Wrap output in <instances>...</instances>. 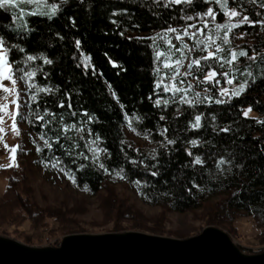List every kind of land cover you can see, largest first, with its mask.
<instances>
[{
    "label": "trees",
    "instance_id": "16d2710c",
    "mask_svg": "<svg viewBox=\"0 0 264 264\" xmlns=\"http://www.w3.org/2000/svg\"><path fill=\"white\" fill-rule=\"evenodd\" d=\"M59 2L60 0L57 4ZM240 3L244 7L237 9L241 12V16L233 18L234 22L243 15H248L250 19H258L261 17L256 15L257 12L264 14V8L259 7L264 0H258L255 6L249 5L247 0H240ZM208 6L207 3H197L195 11H206ZM229 6L236 7V4L231 3L230 0ZM22 7L26 9L29 6L22 5ZM181 7L183 5H175L169 9H165L162 5L154 7L147 0H71L68 6L59 10L53 20L31 13L20 16L21 7L7 11L0 9V35L5 36L8 43L20 44L26 49L27 54L39 57L30 62L32 69H41L32 77L31 82L35 86L52 88L54 92L60 89V92H56L54 96L41 93L35 102L26 106L27 127L36 136V145H42L43 142L37 134L46 129L40 126L39 121H35L33 111L43 115L42 108L47 107L55 111L57 116L63 115L67 118V107L59 109L56 104L59 102L58 98L66 99L61 93L70 92L74 107L78 111L86 109L89 114L97 118L88 127L92 129L94 135L102 137L98 142L100 148L108 149V154L101 156V161L109 169L108 172H104L91 160H83L75 154L71 157L64 154L66 150L84 152L91 156V152L83 145L94 137L86 140L78 139V136L85 134L86 130L79 134L75 131L68 133L72 140L81 145L75 150L68 147L67 139L63 140L65 148L61 149L55 142L53 133L48 132V138L54 143L55 155L63 162L57 168L72 169V176L76 181L74 185L79 190L98 193L105 186L109 175H116L120 167H124L128 179L123 181L135 189L144 203L165 206L177 212L202 208L209 224L226 229H230L231 223L239 216H250L264 227V124L257 123L258 120L264 121V80L257 79L255 84L250 83L245 93L233 97L226 104L205 103L196 109H189L188 105H170L165 110L166 121L159 120L162 112L153 107L155 99L153 93L160 91L155 89L156 76L152 71L156 66L153 64L154 53L144 40L138 38L151 36L161 28H167L169 24L174 27L182 26L185 22L179 20L182 15L179 11ZM122 10H124L123 15H119ZM214 10H218V6H214ZM113 12H117L118 15L113 17ZM189 14H193V11L190 10ZM171 17L177 19L173 20ZM113 19L120 21L119 26L111 22ZM226 19L220 12L217 22L223 23ZM21 22L28 23L33 31L12 33L11 29ZM131 25H139V27ZM121 32L124 33L123 36L120 35ZM9 36L12 37L11 40L8 39ZM61 36L64 39H60ZM76 39L81 41L79 49L75 46ZM229 39L231 43L225 47L235 48L237 51L247 49L249 56L252 55L253 48L264 53V27L260 25H240L229 34ZM166 48L167 44H164L157 50L167 56ZM23 55L14 52L10 55V59H19ZM45 56L53 60L52 65L44 64ZM85 57L88 58L87 72L82 63ZM77 64H80V67H77ZM93 65L98 70L96 75L92 74ZM247 65H251L249 70L257 77L264 71V63L253 64L245 57H240L238 67L242 72ZM159 66L163 69L162 64ZM161 74L163 75V72ZM245 79L250 78L238 76L233 83ZM23 83L26 89L28 81ZM108 84L112 85L111 89L108 88ZM221 84L223 87L226 85L223 80ZM112 91L117 93L125 109L119 107L116 98L111 95ZM196 91H202V86ZM164 95L170 96L171 93ZM214 95L219 96V92L215 91ZM149 96L153 99L149 100ZM250 105L252 110L248 117H244L241 110L248 109ZM177 107L182 110V114L177 113ZM185 109L187 111H184ZM125 110L129 113L135 111L142 117L140 122L133 121L136 131L131 130L140 137H146L154 145L157 153L163 152L159 157L160 175L157 177H151L143 166L129 163L130 159L140 160L150 157L151 154L145 153L139 143L128 137L127 122L123 119ZM197 112L205 113L202 118L204 128L186 131L189 127L188 122L194 119ZM212 115L217 117L216 121H212ZM82 119L87 118L78 115L75 121L69 119L68 123H78ZM213 125L218 129L230 127L231 131L213 133ZM162 127L170 130L165 134L168 139L177 140L175 145L168 146L171 151L160 148L157 143L165 139L160 135ZM145 128L151 131V136L145 135ZM191 139L200 140L201 145L192 148L187 143ZM121 140L124 141L123 144L120 143ZM186 146L193 151V157H189L184 151ZM205 153L214 158L224 156L231 160L232 164L226 163L219 169L212 161L208 162L210 166H205L203 169L199 165L189 166L195 155H201L203 158ZM52 155L53 151L47 149L41 153L37 152V157L43 164ZM52 164H55V160ZM81 164L85 167L81 168ZM13 167L15 166L5 170V172L10 170L11 173L8 174L4 195L20 198L18 193L12 191L16 190L17 186L11 176L15 172ZM138 179L148 182V185L140 188L139 191L132 183ZM85 186L87 191L84 190ZM139 192H143L144 195H140ZM113 198L115 197L107 198L108 204L115 203L116 200ZM19 208L33 228L39 226L43 219L46 221L49 214L48 209H36L34 204L25 202V199L24 202H19ZM118 211L120 213L118 216L130 220L136 217L134 210L129 206H120Z\"/></svg>",
    "mask_w": 264,
    "mask_h": 264
},
{
    "label": "snow or ice",
    "instance_id": "6c2138e0",
    "mask_svg": "<svg viewBox=\"0 0 264 264\" xmlns=\"http://www.w3.org/2000/svg\"><path fill=\"white\" fill-rule=\"evenodd\" d=\"M71 0H60L59 4L52 3L50 0H23L25 5L35 4L36 11L31 13L32 15H40L42 17H47L48 20H53L57 16V13L61 8H64L70 4ZM154 7H160L161 5L165 9L173 8L175 5H183L179 9L182 15L179 17V20L184 21L185 23L182 26L174 27L171 24L167 28H161L159 32H155L153 35L148 37H140L138 39L144 40L147 43V46L153 50L154 58L153 64L156 66L152 69L153 74L156 76L155 89H160L159 92L154 91L155 99L153 101V107L159 109L162 114L159 116L160 121H166L167 112L165 111L170 107V105H188L189 109H196L199 105L205 103L208 104H226L229 103L233 97H238L241 94L245 93L249 84H255L257 79L264 80V71L261 72L259 77L255 76L252 71L249 70L251 65H247L245 70L242 72L238 67L240 63V57H245L248 61L253 64L257 62L264 63V53L258 52L255 48L252 49V55H248L247 49H241L237 51L235 48L225 47L231 43L229 39V34L233 32V29L239 28L240 25L249 24V25H260L264 27V14L259 12L256 13L258 19H250L248 15H243L241 19L233 21V18L240 17L241 12L237 9H242L244 6L240 3V0H231V3L236 4V7H230V0H147ZM197 3H207L209 6L206 11H195V6ZM249 5L255 6L258 3V0H247ZM17 6V0H0V9L9 10ZM214 6H218V10H214ZM260 8H264V3L259 4ZM192 10L193 14H189V11ZM122 10L119 15H123ZM222 12L223 16L227 19L223 23L217 22V17L219 13ZM24 14V8H20V16ZM117 12H113L112 16H117ZM157 15H159L157 13ZM69 19H72L69 17ZM171 19L176 20V17H171ZM192 21V23H187ZM113 24L119 26L120 21L113 19L111 21ZM75 23V21H73ZM132 27H139V25H131ZM32 32L33 29L30 28L28 23L21 22L17 24L14 28L11 29L12 33L17 32ZM123 32L120 33L123 36ZM243 35V33L241 34ZM187 38V40L185 39ZM12 39L11 36L8 38ZM64 39V37H60ZM131 39V37H130ZM189 41L191 43H189ZM178 42V43H176ZM164 44H167L164 52L158 51L157 49L162 47ZM75 46L77 49L81 47V41L79 39L75 40ZM14 52L24 54L19 59H10V55ZM39 57L31 54H27L26 49L21 47L18 43H8L5 39V36L0 35V90L5 94L4 100L7 102H0V123L4 121V113L8 109V104L11 103L15 105V109L10 113L12 120V129L17 130L16 120L17 117L23 119V116L20 112V89L18 88V81H28L27 87L25 89L27 93V100L24 102L25 106L31 105L35 102L41 93H47L50 96H54L56 92H60V89H56L55 92L52 88L47 86L39 87L35 86L31 81L32 77L36 75L39 68L32 69L30 62L37 60ZM44 64L52 65L53 60L48 57H43ZM83 65L85 72L88 68V58L85 57L83 60ZM115 63V62H113ZM163 65V69L159 66ZM27 66V67H25ZM80 67V64L76 65ZM92 74L96 75L97 71L95 66H92ZM163 72V75L161 74ZM47 75V73H44ZM102 75V73L100 74ZM201 76L203 78H201ZM238 76L243 77L247 76L250 79H245L239 83L234 84L233 82L238 79ZM224 81L227 85H232V88L223 87L221 81ZM3 81H10L11 87L5 86ZM161 85L163 87L161 88ZM202 86V91H196L198 87ZM108 88L111 89L112 85L108 84ZM218 91L219 96H215L214 92ZM171 93L170 96H165L164 94ZM12 95L14 98L10 101L7 100V96ZM111 95L116 98L117 104L123 110L125 105L119 101L117 93L112 91ZM62 97L58 98L59 102L56 106L59 109H68V117L66 118L63 115L57 116L56 112L50 108H42L43 115L40 112L33 111V116L35 121L40 122V126L45 128L46 131L39 132L37 135L39 139L43 142L42 145H36V151L38 153L43 152L45 149L53 151L52 157L44 162V166L47 167L52 165L53 167L60 166L63 162L55 155L54 143L48 138V132L51 131L54 136L55 142L59 145L61 149L65 148L63 140L67 139L69 141L68 147L73 150L81 147L76 141L72 140L68 133L75 131L78 134L85 132L78 136L79 140H86L87 138H92L88 143H85L83 147L87 151L91 152V156L86 155L84 152H70L65 150V155L69 157L75 156L81 157L83 160H91L93 163L97 164L100 169L104 172H108L109 169L106 167L105 163L101 161L102 155L108 154L107 148H100L99 141L102 139L100 135H94L91 128L88 125L94 122L97 118L89 114L86 109L78 111L72 102V94L61 93ZM149 100H152L153 97L149 96ZM55 102V101H54ZM252 110L250 105L248 109H242L244 117H248L249 113ZM184 111H187L186 109ZM177 113L182 114V110L177 107ZM78 115L86 117V120H80L78 123L73 122L68 123L69 119L75 121V118ZM205 113L197 112L194 115V119L190 120L189 127L186 131L191 130H200L204 128L202 124V118H204ZM131 117V119H130ZM123 119L127 122L128 128L136 131V128L133 127V121L140 122L142 117L133 111L129 113L127 110L123 111ZM147 119V117H143ZM212 121H216L217 117L212 115ZM257 123L264 124V121H257ZM62 125V126H59ZM55 128V130H54ZM4 129L0 127V133ZM170 130L166 127H162L160 130V135L164 136V141H158L160 148L171 151L168 148L169 145H175L177 143L176 139H168L165 135ZM213 133L219 132H229L231 131L230 127H225L218 129L215 125L212 127ZM146 136H151L152 133L147 128L144 129ZM18 134V133H17ZM33 143H36L35 140ZM121 144L124 143L123 140L120 141ZM196 148L198 145H201V141L198 139H191L187 142ZM207 143V142H205ZM4 147L7 149L8 145L5 144ZM131 147V145H128ZM12 153L16 151L15 147L10 150ZM184 151L189 157H193V151L189 147H185ZM127 156V154L125 153ZM163 155V152L157 153L155 149L150 157L144 159H130L129 163L131 165L143 166L144 170L147 171L151 177H157L160 175L158 170L159 167V157ZM55 160V164H52V161ZM12 164L8 165L17 166L15 164V157L12 156ZM212 161L217 169L224 164H232V161L227 159L224 156H219L214 158L207 153H205L202 158L201 155H195L194 158L190 161L189 166H201L202 169L208 165V162ZM75 163V160H73ZM237 167H243V165H236ZM0 167H3L0 165ZM81 168L85 167L84 164L80 165ZM62 172L72 180L73 184L76 183L75 179L72 176V169L65 170L63 167L60 168ZM116 176L120 179H128L125 168L120 167L119 171L116 173ZM138 191L142 187L148 185L147 180H135L132 181ZM195 186V185H194ZM87 191V186L84 188ZM140 195H144L143 192H139Z\"/></svg>",
    "mask_w": 264,
    "mask_h": 264
},
{
    "label": "rangeland",
    "instance_id": "374dc122",
    "mask_svg": "<svg viewBox=\"0 0 264 264\" xmlns=\"http://www.w3.org/2000/svg\"><path fill=\"white\" fill-rule=\"evenodd\" d=\"M50 2L58 3V0ZM22 5H25L23 0H17L16 7ZM26 6L29 7L24 9V14L36 11L35 4ZM3 83L7 87L12 86L10 81ZM228 86L232 88V85L227 84L224 87ZM18 88L21 93L20 112L23 119L17 117V130L14 131L10 113L15 109V105L9 103L4 113V121L0 123V127L4 129L0 133V165L3 166L0 167V236L28 246L40 247L57 246L64 236L70 234L136 231L172 238H188L198 234L205 227L214 226L225 231L245 254H256L264 249V227L250 216L237 217L231 223L230 229L209 224L202 208L177 212L165 206L144 203L135 189L116 175H109L105 186L98 193L79 190L64 172L57 167H45L38 159L36 143H33L34 140L37 142V139L29 131L25 120L24 102L27 100V94L23 81H18ZM4 96L0 90V102H7ZM13 98L12 95L7 96L8 101ZM126 132L128 137L140 144L145 153L152 154L154 145L146 137L136 135L128 127ZM5 144L8 145L7 149ZM13 147L16 149L14 153L10 151ZM12 156L18 165L13 167L14 175L10 174L17 185L16 190L12 191L18 193L20 198L4 195L8 174L11 173L10 170H5L10 168L8 165L13 162ZM110 196L115 197V203L108 204L107 198ZM23 198L25 202L34 204L36 209L49 211L47 220L43 219L36 228L31 226L19 208V202H24ZM120 206L131 207L136 217L130 220L118 216Z\"/></svg>",
    "mask_w": 264,
    "mask_h": 264
},
{
    "label": "water",
    "instance_id": "95a60500",
    "mask_svg": "<svg viewBox=\"0 0 264 264\" xmlns=\"http://www.w3.org/2000/svg\"><path fill=\"white\" fill-rule=\"evenodd\" d=\"M0 264H264V249L245 254L214 226L188 238L136 231L70 234L57 246L40 247L0 236Z\"/></svg>",
    "mask_w": 264,
    "mask_h": 264
}]
</instances>
